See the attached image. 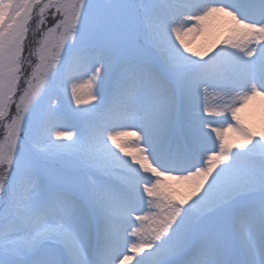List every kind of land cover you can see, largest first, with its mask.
<instances>
[{"label": "snow or ice", "instance_id": "snow-or-ice-1", "mask_svg": "<svg viewBox=\"0 0 264 264\" xmlns=\"http://www.w3.org/2000/svg\"><path fill=\"white\" fill-rule=\"evenodd\" d=\"M251 105L264 0H0V264H264Z\"/></svg>", "mask_w": 264, "mask_h": 264}, {"label": "bare ground", "instance_id": "bare-ground-1", "mask_svg": "<svg viewBox=\"0 0 264 264\" xmlns=\"http://www.w3.org/2000/svg\"><path fill=\"white\" fill-rule=\"evenodd\" d=\"M211 29L209 35L205 36H196L195 38H186L191 39L190 47L193 51H197L201 48L205 39L209 38H222L227 34L228 22L226 18H220L214 20V23L211 25ZM244 120L253 127L256 131H264V111L261 110L259 105H251L248 108L244 109L240 114ZM169 183H172L169 181ZM237 227L240 231H244V226L242 224H238Z\"/></svg>", "mask_w": 264, "mask_h": 264}, {"label": "rangeland", "instance_id": "rangeland-1", "mask_svg": "<svg viewBox=\"0 0 264 264\" xmlns=\"http://www.w3.org/2000/svg\"><path fill=\"white\" fill-rule=\"evenodd\" d=\"M214 23V20H210L209 22H208V25H207V34L205 35V37L207 36V35H209V33H211L210 32V30H212L211 29V25ZM198 36H200V35H198ZM206 40V39H205ZM204 40V41H205ZM215 98H212V99H210V101H209V103H210V105L213 103V100H214ZM122 139H132V137H124V138H122ZM240 224H242L243 226H244V229H246L247 228V223L245 222V221H241V222H239Z\"/></svg>", "mask_w": 264, "mask_h": 264}]
</instances>
